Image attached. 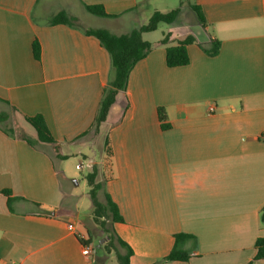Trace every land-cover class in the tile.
Here are the masks:
<instances>
[{"label":"crops","instance_id":"1","mask_svg":"<svg viewBox=\"0 0 264 264\" xmlns=\"http://www.w3.org/2000/svg\"><path fill=\"white\" fill-rule=\"evenodd\" d=\"M148 1L0 0V264H100L82 198L56 160L99 164L87 132L113 70L85 29L128 34L150 20ZM194 1L206 25L182 6L161 38L143 34L152 49L99 128L109 168L98 197L109 195L124 219L113 229L132 248L131 264H248L264 238V0ZM93 5L113 17L89 13ZM61 11L85 26L51 25ZM165 35L168 46L195 37L187 66H167ZM215 41L220 51L210 56ZM36 115L59 152L26 121ZM181 234L195 237L181 244L189 260L160 262Z\"/></svg>","mask_w":264,"mask_h":264},{"label":"trees","instance_id":"2","mask_svg":"<svg viewBox=\"0 0 264 264\" xmlns=\"http://www.w3.org/2000/svg\"><path fill=\"white\" fill-rule=\"evenodd\" d=\"M89 13L104 18H111L106 13L102 5L86 6ZM191 9L194 12L198 22L202 25H206V20L202 9L192 4ZM181 10L180 8L172 10L167 13L156 11L151 16L149 22L132 30L128 34L116 35L106 29H85L87 36H93L99 40L101 45L109 53L113 76L109 82V86L104 89L103 96L99 105V109L94 121L92 128L87 132L89 134L91 130L99 132L100 126L107 120V116L113 104H115L117 95L121 91H125L128 87L129 78L131 72L135 66L142 60H144L152 49L151 43L147 42L143 38V34L152 33L158 30L160 24H172L174 23ZM51 25H67L74 27L76 20L67 14L65 11L59 12L55 15L50 22ZM196 39L194 36L189 35L184 39H180L176 46H168L170 43V35H165L162 39L161 44L167 45L166 48V64L169 68H177L187 66L190 63L188 54V46L194 44ZM221 43L215 41L210 50H207V54L210 56H216L220 51ZM33 53L37 60L41 59V47L37 40L33 43ZM6 115L2 114L1 118H5ZM158 117L161 121L163 130L169 128L167 122V114L164 108L158 109ZM26 121L35 129L37 132L38 140L45 144H51L55 147L57 152L60 151L45 118L42 115H36L34 117H26ZM31 145L33 143L29 142ZM98 171L94 169L92 173L87 175V181L90 187V200L94 209L95 221H98L101 226L106 227L107 220L111 221V235L107 236L109 241L115 239L120 249L117 253V264H131L130 258L133 255L132 248L125 243L122 239L117 237L113 224L123 223L124 219L121 217L117 205L112 201L109 195H105V203L99 200L98 194L103 188V183L97 181ZM9 197V203L12 201L9 192H4ZM261 221L264 224V209L261 212ZM104 232H110L108 229H104ZM191 235L181 234L175 236V246L170 254L162 259L160 262H172V261H188L190 255L187 251L181 248V244L188 239H194ZM257 255L248 264H258L259 261L264 260V238H260L256 242Z\"/></svg>","mask_w":264,"mask_h":264},{"label":"rangeland","instance_id":"3","mask_svg":"<svg viewBox=\"0 0 264 264\" xmlns=\"http://www.w3.org/2000/svg\"><path fill=\"white\" fill-rule=\"evenodd\" d=\"M194 0H150L148 1L145 9V14H153L154 12L159 9V11L162 13H167L172 10L181 8L182 6H185L186 9H189L192 4L194 3ZM193 15V16H192ZM190 17H194V14H190ZM184 21H181L182 25L185 27V29H190L193 30V26L190 23L191 19L190 18H184ZM190 21V22H189ZM149 21H147L145 24H147ZM77 23V22H76ZM79 26H85V22L82 20L77 23ZM167 26L165 24H162L159 28L158 31L151 33L150 34V39L151 40H156L162 37L163 32ZM13 123L8 124L10 127L13 126ZM5 126V124H3ZM18 131V130H17ZM87 138L91 139L90 142L93 144V148L96 151V157L97 161L99 164H96L95 161L92 162L93 167H85L83 170L79 169V164H81V157L74 158V157H68L65 160H68L64 163H62V160H56V166L58 169L65 168L71 174L72 179H71V184L73 185V188L75 189L76 193L82 198L81 206H80V213L82 219H86L88 216V221L87 223L89 224L91 230L94 233L95 239H94V244L93 248L96 251V255L99 258L100 264H117V253L119 252L120 246L118 242L113 239L110 242L107 240V236L111 235V221L107 220L106 222V227H103L100 225L98 221L94 220V209L92 206V202L89 198V192H90V187L87 181V175L92 173L94 169H97L98 171V176H97V181L98 182H103V178L101 175L106 173L107 169L109 168V155L108 152H105L104 158L100 157V148L101 146H104V138H101V135L99 132H96L94 129L91 130V132L87 135ZM62 161V162H61ZM76 181V182H74ZM88 194V196H87ZM104 229H108L110 232H104Z\"/></svg>","mask_w":264,"mask_h":264},{"label":"built area","instance_id":"4","mask_svg":"<svg viewBox=\"0 0 264 264\" xmlns=\"http://www.w3.org/2000/svg\"><path fill=\"white\" fill-rule=\"evenodd\" d=\"M210 112H213L215 110L214 106L210 107ZM261 138L264 139V132L261 135ZM86 166V164L84 162H82L81 164H79V169L83 170ZM69 229L70 230H74V226L73 225H69ZM83 254L84 255H89L90 254V247L89 246H85V248L83 249Z\"/></svg>","mask_w":264,"mask_h":264}]
</instances>
